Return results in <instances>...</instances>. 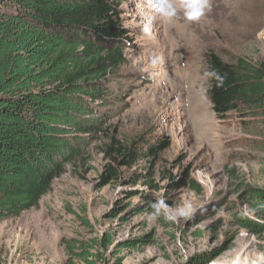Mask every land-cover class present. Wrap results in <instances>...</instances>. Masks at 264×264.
Instances as JSON below:
<instances>
[{
    "label": "rangeland",
    "instance_id": "1",
    "mask_svg": "<svg viewBox=\"0 0 264 264\" xmlns=\"http://www.w3.org/2000/svg\"><path fill=\"white\" fill-rule=\"evenodd\" d=\"M119 2L136 47L127 51L122 71L134 80L132 103L114 123L122 139L154 132L169 147L155 168L140 162L123 170L126 182L146 179L97 188L105 162L93 144L89 168L66 166L38 208L0 222V264H63V239H91L105 231L118 242L148 237L145 245L120 251L111 263L122 258V264H184L196 254L230 247L214 264L236 259L260 264L264 236L239 230L231 215L250 214L236 199L239 186L264 187L262 120L230 114L217 121L202 89L207 88L208 52L225 61L264 59V0H210V9L198 21H187L179 9L171 20L163 19L148 0ZM186 174L198 184V193L170 187L187 181ZM132 191L136 195L127 198ZM160 199L167 208L155 221L148 220L156 212L150 204ZM188 202L196 208L190 218L166 221ZM213 205L218 213L210 210ZM79 216L92 229L83 227Z\"/></svg>",
    "mask_w": 264,
    "mask_h": 264
},
{
    "label": "trees",
    "instance_id": "2",
    "mask_svg": "<svg viewBox=\"0 0 264 264\" xmlns=\"http://www.w3.org/2000/svg\"><path fill=\"white\" fill-rule=\"evenodd\" d=\"M123 15L119 0H0V222L38 208L66 166L89 168L93 144L105 162L97 188L146 179L126 182L123 170L140 162L151 170L168 149L154 132L122 139L114 123L131 106L134 82L122 72L127 51L136 47ZM213 69L224 77L222 87L207 79L214 118H257L264 132V59L225 61L208 52L204 71ZM186 179L170 187L198 193V184ZM236 193L250 214L232 213L233 226L263 237L264 187L244 184ZM79 221L92 229L87 219ZM146 238L118 242L105 231L63 239V264H122L111 258L145 245ZM229 251L196 254L184 264H214Z\"/></svg>",
    "mask_w": 264,
    "mask_h": 264
},
{
    "label": "clouds",
    "instance_id": "3",
    "mask_svg": "<svg viewBox=\"0 0 264 264\" xmlns=\"http://www.w3.org/2000/svg\"><path fill=\"white\" fill-rule=\"evenodd\" d=\"M148 6L155 9V12L163 19L171 20L177 15V11L182 10L184 18L187 21H198L204 14L205 11L210 9V0H148ZM157 64V59L152 60V65ZM205 79H215L216 87H222L224 83V77L219 74L215 69L204 72ZM207 88L202 89V93L207 98ZM150 206L156 209V212L148 217V220L155 221L159 211L166 209L164 200L160 199L156 203H151ZM196 211L191 202H188L185 207L180 208L174 215L166 216V221L177 223L180 219H188ZM260 264H264V254H260L258 257ZM232 264H239V260H233Z\"/></svg>",
    "mask_w": 264,
    "mask_h": 264
}]
</instances>
